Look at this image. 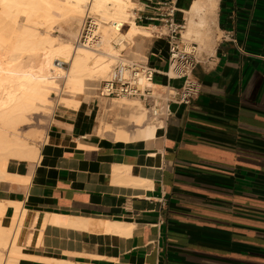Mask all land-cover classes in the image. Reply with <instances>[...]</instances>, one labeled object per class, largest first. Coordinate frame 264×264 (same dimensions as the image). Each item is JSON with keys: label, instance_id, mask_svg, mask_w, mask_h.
Segmentation results:
<instances>
[{"label": "crops", "instance_id": "obj_1", "mask_svg": "<svg viewBox=\"0 0 264 264\" xmlns=\"http://www.w3.org/2000/svg\"><path fill=\"white\" fill-rule=\"evenodd\" d=\"M162 1L133 0L125 27L147 32L122 55L153 66L157 85L180 86L164 75L167 39L150 36ZM176 1L185 35L197 0ZM201 14L208 38L191 34L211 40L194 71L201 93L172 104L156 136L100 135L94 103L62 106L38 159L21 166L31 180H0V200L26 210L18 264H264V0H216Z\"/></svg>", "mask_w": 264, "mask_h": 264}, {"label": "bare ground", "instance_id": "obj_2", "mask_svg": "<svg viewBox=\"0 0 264 264\" xmlns=\"http://www.w3.org/2000/svg\"><path fill=\"white\" fill-rule=\"evenodd\" d=\"M131 1L0 0V179L22 184H27L31 180L29 174L24 175L20 172L21 166L38 159L40 146L33 142L34 131L28 130L30 133H27L26 138L22 135V132H25L22 129L31 122L33 114L42 111L45 113L47 109L56 108L52 95L62 91L61 83L63 82L66 87L67 96L65 95L61 101L59 99V103L65 108L81 109L84 102L90 98L87 92L95 89L89 84H93L91 82H95L96 78L108 75L113 65L109 59L110 56L115 57L112 42L126 45L128 36L132 37L140 31L147 32L133 21L130 29L122 32L121 26L130 20L128 3ZM205 8L213 12L216 0L194 2L192 11L199 16L197 21L193 19L195 16L191 18L187 36L196 32L199 38H207V34H203L207 30V17L204 14L200 15ZM90 10L101 13L100 18H105L103 14H106L105 19L108 15L117 20L101 24L99 19L95 18L94 35L101 38L97 46L62 43L56 35L54 36L53 32H56L54 28L60 25L62 31L64 30L70 37L72 35V39L77 37L75 26L81 20L82 22L85 20L86 16L83 15L86 11L85 15L88 13L93 15ZM120 55L122 53L118 56ZM57 61L70 66L68 69L61 67ZM102 105L100 102V108ZM115 109L121 110L117 112L118 115L122 112L128 117L126 121L119 119L122 126L116 127L113 134L117 140H148L156 136L161 128V124L148 121V114L138 101L126 98L111 100L108 110ZM129 125L136 126L134 133L127 128ZM110 126L109 122L102 124L100 135L110 132L112 130ZM130 182L146 184V181L139 183L136 178H132ZM9 204L15 206L16 211L11 223L6 224L5 212ZM25 211L19 202L0 200V264L19 263L22 254L17 245V237ZM101 227L104 226L101 225L99 229Z\"/></svg>", "mask_w": 264, "mask_h": 264}, {"label": "built area", "instance_id": "obj_3", "mask_svg": "<svg viewBox=\"0 0 264 264\" xmlns=\"http://www.w3.org/2000/svg\"><path fill=\"white\" fill-rule=\"evenodd\" d=\"M158 10L159 25L152 33L158 38H166L168 42V69L164 75L168 80H182V84L157 85L158 72L153 66L144 61H129L120 55L96 90L99 98L107 100L126 98L140 102L148 114V120L161 124L162 128L171 114L172 104L190 105L200 95L202 82L195 78L194 71L202 62V51L196 41L184 37L186 23L176 17L178 12L176 0L162 1ZM95 18L90 13L86 15L75 46L94 47L100 43L101 38L94 35ZM123 28L124 25L121 26V30ZM233 37L230 32L223 36L228 40H234ZM57 63L61 67L66 65L62 61ZM98 109L100 110V106Z\"/></svg>", "mask_w": 264, "mask_h": 264}, {"label": "rangeland", "instance_id": "obj_4", "mask_svg": "<svg viewBox=\"0 0 264 264\" xmlns=\"http://www.w3.org/2000/svg\"><path fill=\"white\" fill-rule=\"evenodd\" d=\"M129 4V6H128V11H129V16L131 17L132 16V8L134 7V4H133V0L131 1V2H129L128 3ZM86 7V6H85ZM90 11H92V10H90ZM87 13V11L84 13V15L83 16H86L85 14ZM92 13H93V15H94V17H97L98 19H99V22L101 23V24H106V23H112V22H114V21H117L114 17H109L108 15H107V19H105L106 18V14H103V15H105L104 17L105 18H103L102 16V18H100V15H101V13H99V12H95V11H92ZM131 13V14H130ZM95 14H96V16H95ZM92 15V14H91ZM207 19V18H206ZM207 22H208V20H207ZM83 23H84V20H83V22H82V20H81V22L78 24H76V26H75V28H76V30H77V37H73V39L71 38L72 37V35H71V37L69 36V34H67L64 30L62 31V29H61V26L60 25H58V26H56L55 28H54V30H56V32L54 31L53 32V34H54V36L56 35V37H57V39H59L60 40V42H62V43H68L69 42V44H74L75 45V42H76V40H77V38H78V36H79V34H80V31H81V29H82V26H83ZM81 26V27H80ZM207 27V30H208V26H206ZM206 30V32H208ZM59 31H60V33H59ZM128 30H127V27H125V25H124V28L122 29V32H127ZM79 32V33H78ZM150 36L152 35V30H150ZM203 33V34H207V33ZM57 33V34H56ZM196 33V32H195ZM58 35V36H57ZM199 36V35H198ZM184 37L186 38V39H189V40H191V35L190 36H187V32L185 33V35H184ZM206 37L208 38V35H206ZM75 38V39H74ZM199 38V37H198ZM62 40V41H61ZM70 40V41H69ZM197 42V41H196ZM199 45H200V49H207V48H210V45H211V40H198V42H197ZM112 44L114 45V51H113V55H115V57H112V56H110V58H109V56H108V58L110 59V61L112 62V66H111V69H112V67L116 64V62H117V60H118V55L120 54V53H122V54H126V50H124V51H122V49H123V47H124V45L123 44H121V45H115V42L113 41L112 42ZM131 45H129L128 46V48L130 47ZM118 49V50H117ZM121 50V51H120ZM69 64H67L66 63V65H65V67L68 69L69 68ZM110 69V70H111ZM110 70H109V72H110ZM109 72L107 73V74H109ZM108 75H106V76H103V77H99V78H96L97 80H95V82L97 83H95V82H91V83H93V84H89L90 85V87L92 86V87H95V89H91V90H89V92H87V94H88V96L90 97L87 101H85L84 102V106L82 105V107H86V106H88L87 104H95L96 105V109L100 106V102H102V106H101V108H100V112H99V117H98V124H97V132L100 134V129H101V127H102V124H104V123H106V122H109L110 123V127H111V131L110 132H107V133H113L114 134V131H115V128L116 127H118V126H122L121 124H119V119L121 120V121H123L124 119H125V121H126V118H128L127 117V114L125 113V115L124 114H122V112L120 113V115H118L119 113H117V112H120L121 110L120 109H115V110H113V111H109L108 109H109V104H110V102H111V100H107V99H104V98H99V97H97V88H98V86H99V84H100V82L103 80V79H105L106 77H107ZM61 88H62V91L61 92H58V93H54L53 95H52V97H53V103H54V106L56 107V108H50L51 110H46L45 111V113H42V112H44V111H42V112H40V113H36V114H33L32 116H31V119L32 120H30L31 122H29V124L28 125H25V126H23V129H22V131H25V132H22V135L24 136V137H26L27 138V133H30L31 131L33 132L34 131V133H35V136L32 138L33 139V142L36 144V145H38V146H40L41 147V145L44 143V139H45V135H46V129H47V127H48V125H49V123H50V120H51V118H52V115L54 114V112L57 110V109H62L63 107V105L61 104V103H59L61 100H62V98L63 97H65V95L67 96V93L65 94V90H66V87H65V85L63 84V82L61 83ZM97 87V88H96ZM65 88V89H64ZM90 91H91V93H90ZM59 94V95H58ZM87 94H85V95H87ZM60 99V101H58ZM120 100V99H119ZM132 101V100H131ZM54 109V110H53ZM54 111V112H53ZM47 112H50V113H47ZM52 112V113H51ZM121 116V117H120ZM119 117V118H118ZM118 118V119H117ZM149 122H151L150 120H148ZM31 124V125H30ZM33 126V127H32ZM124 126V125H123ZM32 127V129H30ZM36 127V128H35ZM40 128V129H39ZM127 128L129 129V131H131L132 133H134V129L136 128V126H133V125H129V126H127ZM35 129V130H34ZM26 130H27V132H26ZM28 130L30 131V132H28ZM38 132H37V131ZM41 130H42V132H41ZM41 144V145H40ZM36 160V159H35ZM35 160H33V161H31V162H34ZM30 161L29 162H26L25 164H29V163H31ZM0 180H5V179H0ZM11 181V180H10Z\"/></svg>", "mask_w": 264, "mask_h": 264}]
</instances>
